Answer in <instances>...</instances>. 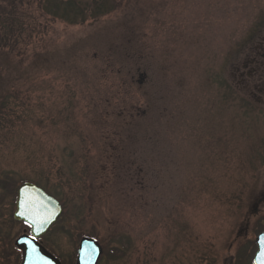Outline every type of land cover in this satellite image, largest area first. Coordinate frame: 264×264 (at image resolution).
Returning a JSON list of instances; mask_svg holds the SVG:
<instances>
[{
	"label": "rangeland",
	"instance_id": "rangeland-1",
	"mask_svg": "<svg viewBox=\"0 0 264 264\" xmlns=\"http://www.w3.org/2000/svg\"><path fill=\"white\" fill-rule=\"evenodd\" d=\"M116 1L80 24L33 4L0 48V264H21L23 182L62 204L40 238L62 264L85 236L97 264H247L264 229V0Z\"/></svg>",
	"mask_w": 264,
	"mask_h": 264
},
{
	"label": "water",
	"instance_id": "water-1",
	"mask_svg": "<svg viewBox=\"0 0 264 264\" xmlns=\"http://www.w3.org/2000/svg\"><path fill=\"white\" fill-rule=\"evenodd\" d=\"M62 212L61 203L37 185L26 182L18 188L14 219L31 225V234L24 233L15 241L16 247L22 252L21 264H62L57 256L38 241L58 221ZM258 243L260 249L256 261L261 262L264 260V233L258 237ZM102 253L98 240L83 237L75 264H97Z\"/></svg>",
	"mask_w": 264,
	"mask_h": 264
},
{
	"label": "trees",
	"instance_id": "trees-1",
	"mask_svg": "<svg viewBox=\"0 0 264 264\" xmlns=\"http://www.w3.org/2000/svg\"><path fill=\"white\" fill-rule=\"evenodd\" d=\"M36 3L41 10L71 24L98 19L119 6L114 0H0V48L15 46L14 43L23 36L22 32H25L20 16ZM2 183L6 191L15 189L9 187L6 182Z\"/></svg>",
	"mask_w": 264,
	"mask_h": 264
},
{
	"label": "flooded vegetation",
	"instance_id": "flooded-vegetation-1",
	"mask_svg": "<svg viewBox=\"0 0 264 264\" xmlns=\"http://www.w3.org/2000/svg\"><path fill=\"white\" fill-rule=\"evenodd\" d=\"M264 233V229H261L258 231L256 237L253 240V246H254V252L250 256H248L247 264H264V260L261 262L256 261V255L260 249L259 243H258V237Z\"/></svg>",
	"mask_w": 264,
	"mask_h": 264
},
{
	"label": "snow or ice",
	"instance_id": "snow-or-ice-1",
	"mask_svg": "<svg viewBox=\"0 0 264 264\" xmlns=\"http://www.w3.org/2000/svg\"><path fill=\"white\" fill-rule=\"evenodd\" d=\"M33 251H35V249H33Z\"/></svg>",
	"mask_w": 264,
	"mask_h": 264
}]
</instances>
